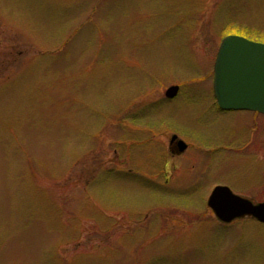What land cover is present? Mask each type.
Here are the masks:
<instances>
[{
	"label": "rangeland",
	"instance_id": "rangeland-1",
	"mask_svg": "<svg viewBox=\"0 0 264 264\" xmlns=\"http://www.w3.org/2000/svg\"><path fill=\"white\" fill-rule=\"evenodd\" d=\"M229 35L264 43V0H0V264H264L207 204L264 203V115L214 105Z\"/></svg>",
	"mask_w": 264,
	"mask_h": 264
},
{
	"label": "water",
	"instance_id": "water-1",
	"mask_svg": "<svg viewBox=\"0 0 264 264\" xmlns=\"http://www.w3.org/2000/svg\"><path fill=\"white\" fill-rule=\"evenodd\" d=\"M178 91L179 86H172L166 96L173 98ZM214 95L224 111L264 114V43L239 35H229L222 40L214 65ZM176 139L173 135L172 142ZM178 145L181 153L187 148L182 140ZM207 204L222 223L249 217L264 224V203L241 197L228 186H216Z\"/></svg>",
	"mask_w": 264,
	"mask_h": 264
},
{
	"label": "flooded vegetation",
	"instance_id": "flooded-vegetation-1",
	"mask_svg": "<svg viewBox=\"0 0 264 264\" xmlns=\"http://www.w3.org/2000/svg\"><path fill=\"white\" fill-rule=\"evenodd\" d=\"M181 87V86H180ZM179 92H180V88H179ZM179 92L177 93V95L175 96V97H173V98H170V99H168V100H170V101H173V100H175L177 97H178V95H179ZM169 101V102H170ZM215 106H217V108L221 111V112H226V111H223V110H221L220 109V107L218 106V104H217V102H216V99H215V104H214ZM229 112V111H228ZM255 113H259V112H255ZM259 114H261V113H259ZM259 114H257V115H259ZM263 115V114H262ZM254 124H255V126H257V123H256V121H254ZM254 124H250V126H251V128L249 129V130H247V132L245 133V135H244V140H246L247 139V143H246V148L243 150V152H251V155L249 156L250 157V162L251 163H253L254 165L257 163V162H259V161H261L259 158H260V151H261V147L259 148V145L257 144L258 143V140L260 139V135H259V133L257 132V129H256V127H254L253 125ZM173 135H176L177 136V139L175 140V141H173L172 142V136ZM172 136H171V138H170V145H169V148H170V150H171V153H172V155L175 157L176 155H181L182 153H184V152H180V150H179V145H178V141L180 140V138H179V136L177 135V134H173ZM236 145V144H235ZM232 147V149H230V150H233L234 149V152H237L236 150H237V148L235 147V146H231ZM236 148V149H235ZM188 149V146H187V148H186V150ZM185 150V151H186ZM252 199V198H251Z\"/></svg>",
	"mask_w": 264,
	"mask_h": 264
}]
</instances>
